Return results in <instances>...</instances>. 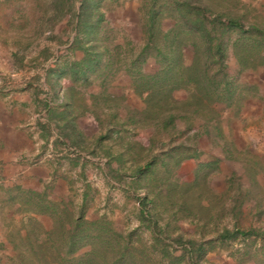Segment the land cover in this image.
I'll return each instance as SVG.
<instances>
[{
	"label": "rangeland",
	"instance_id": "rangeland-1",
	"mask_svg": "<svg viewBox=\"0 0 264 264\" xmlns=\"http://www.w3.org/2000/svg\"><path fill=\"white\" fill-rule=\"evenodd\" d=\"M53 1L0 0V101L4 103L1 106L9 111L16 106L12 105L15 97L27 99L29 83H31L32 89L42 94L48 70L55 67L60 71L63 70L66 76L62 78V81L67 79L74 86L75 105L80 106L79 110L87 107V104L90 105L94 118L85 114L84 116L79 115L78 120L85 131L89 133L88 136L91 137L86 142H78L77 145L71 143L58 145L61 150L57 154L53 148V140L45 142L37 129H30L31 139L39 148V159L34 160L36 162L40 160L43 163L53 161L54 158L59 157L60 153L66 151L67 154L73 149L75 154L69 155L70 158L64 160L66 166L75 172L74 176H69V178L73 176L72 183L76 188L70 194H73L75 201L80 203L85 191L87 219L104 216L120 230L137 228L140 225L138 198L144 196L145 192L149 190L150 180L154 176L147 175V177L143 176L133 180L131 173L136 165L143 164L152 155L163 152L170 144L168 143L169 138H162L159 143L155 141V143L157 142L155 146L158 147H154L151 151H142L137 146L127 150L128 145L132 143H139L145 148L149 147L151 141L158 138L154 128L145 127L137 122L139 114L134 115L128 108L124 111L121 108L120 112L109 111L108 103L112 100L104 99L101 94L91 98L89 103L88 91L100 89L98 81L103 72H126L128 67H126L125 61L136 58L139 46L144 43L140 9L144 3L146 7H149L151 3L149 0H94L91 4L93 3L96 8L95 19L100 15L102 18L93 36L86 38L74 30L73 22H68L66 19H51L50 13H53V9L50 4ZM240 2L246 4V8L249 9V21L264 25V0H240ZM247 4L251 6L249 7ZM73 5L78 8L79 1H74ZM232 37L233 35L230 33L223 37V42L228 43L225 72L234 79V86H237V100L241 105L246 99L260 97L262 83H259V86L255 77L264 82V67L238 74L240 68L233 56V48L229 45V40ZM75 38L77 39L75 40ZM132 47L133 51L128 53ZM86 52L90 54L91 59L94 60L93 63L96 64L92 70H85L88 74L83 77L79 73L82 68L86 69L81 63L86 59ZM112 57L118 61L117 64L113 63ZM185 61L187 64L192 61L190 50L186 51ZM143 66L149 71H154L157 68L155 59L152 57H149ZM218 69L215 65L211 66V72H218L215 75L216 78L223 80L222 73ZM250 75L253 76L252 83L256 87L253 84L252 86L245 84V77ZM45 97L43 93L39 96L38 101L42 100L43 102ZM60 98V101L63 102V98ZM144 98L142 111L145 109ZM61 102L58 101V104ZM112 103V107L115 109L116 102L113 100ZM36 105L35 119L38 123V120L44 115V107L38 102ZM231 108L229 109L233 113L237 112L235 103ZM204 121V119L195 120V127L189 130L184 129V122L178 121L177 130L181 134L175 138L172 144L183 143L186 147L196 146L198 149L200 138L198 130H204L211 123L210 121L203 126H198L204 124ZM120 123H125V125ZM196 127L204 129H195ZM207 129L205 130L207 131ZM114 130L119 131L120 134L115 135ZM120 153L122 154L121 163L114 159ZM108 161H110L109 165L106 164ZM187 161L182 162L178 168H175L170 162L169 167L172 169V181L186 183L190 186L188 189H184L188 190L187 203L193 212L189 216L186 212L178 213L177 216L171 218V230L176 225L187 237H204L203 239L214 237L215 229L221 228L223 224L231 226L232 223H236L242 230L251 227L264 230V193L255 183L256 172L260 169L258 164L255 165L249 161L246 172L224 176L219 171L218 164L212 165L213 160L200 164L196 162V164L192 162L188 164ZM163 172L164 168L161 166V159H159L155 169L156 176L162 177ZM5 188L0 186V223L3 224L6 238L13 239L16 244H19L22 243L21 237L26 235V230L36 222L29 220V224H18L16 227L18 230H16L14 228L16 224L5 221L6 210L11 212L13 219L22 210H29V205H26L28 198L26 193L21 194L18 191V194H13ZM175 191L174 197L178 195L176 187ZM197 202L198 204L200 202L201 210L197 208ZM16 204L19 206L16 207ZM18 207L20 208L18 209ZM183 216H187V218L180 220ZM167 217L168 215H163L161 223L165 222ZM145 234L147 235V232ZM257 243L251 247H245L238 242H231L229 245L213 243L207 250L204 264H231L230 259L233 260V264L248 262L259 264L258 258L252 256L254 249L257 248ZM86 250L87 248L81 249L77 255L82 256ZM246 250L250 254L243 255ZM236 251L238 253H235ZM233 253H235V257L231 256ZM12 256H4V250H0V264L9 263V258ZM238 258L240 259L238 260ZM260 259H262L261 256Z\"/></svg>",
	"mask_w": 264,
	"mask_h": 264
},
{
	"label": "trees",
	"instance_id": "trees-1",
	"mask_svg": "<svg viewBox=\"0 0 264 264\" xmlns=\"http://www.w3.org/2000/svg\"><path fill=\"white\" fill-rule=\"evenodd\" d=\"M74 1L54 0L50 4L53 9V13L50 11L51 19L73 22L79 35L90 38L100 25L102 15L95 19L96 8L91 4L94 0H77L78 8L73 5ZM149 2V7L144 3L140 9L144 43L139 46L136 58L127 59L125 64L135 92L146 94L145 109L139 113L137 122L154 128L158 138L147 148L132 143L127 150L137 146L142 151H151L165 137L169 138L170 144L160 154L136 165L131 173L133 180L154 176L149 190L138 198L140 225L120 230L104 216L87 219L85 191L81 202L77 203L73 194L54 200L47 198L44 191L34 190L28 193L26 205L35 213L47 215L51 227L44 229L34 224L28 228L26 235L21 237L22 243H15V254L7 264H204L211 244L229 245L231 242L245 247L258 242L252 256L258 258L259 264H264V230L261 228L242 230L236 223L231 226L223 224L215 229L211 239L187 237L176 225L171 230V218L182 212L189 216L193 210L189 208L186 197L190 186L172 181V169L169 167L170 162L178 168L182 162L199 157L196 146L172 144L181 134L177 130L178 121L184 122V129L189 130L195 127L194 121L198 119L205 120L199 126L217 122L221 113L228 111L234 103L236 109H240L237 86L225 72L228 43L223 42L224 35H233L229 45L240 68L238 74L255 71L264 67V25L248 20L249 9L240 0ZM188 50L192 52L190 64L185 61ZM132 51L133 47L128 53ZM149 57L155 59L157 68L154 71L144 69ZM112 61L118 63L115 57ZM93 62L86 52V59L81 62L86 69L82 68L79 74L85 75V70H92L96 64ZM213 65L219 68L223 80L216 78L218 72H211ZM179 89L187 91L186 100H175L173 94ZM114 159L121 163L122 154ZM159 159L164 168L162 177L155 173ZM215 163L217 161L212 165ZM106 164L109 165L110 161ZM175 187L178 189L176 197ZM197 208L202 209L200 202ZM163 215L168 217L161 223ZM83 248H87L86 252L82 256L77 255ZM235 253L231 256L235 257ZM248 254L246 250L243 255Z\"/></svg>",
	"mask_w": 264,
	"mask_h": 264
},
{
	"label": "crops",
	"instance_id": "crops-1",
	"mask_svg": "<svg viewBox=\"0 0 264 264\" xmlns=\"http://www.w3.org/2000/svg\"><path fill=\"white\" fill-rule=\"evenodd\" d=\"M62 71L56 67L48 70L44 80L43 93L46 97L43 102L42 100L38 101L39 96L43 93L40 94L39 91L32 89L31 83L27 85L29 87L27 99L15 97L12 105L16 106L11 110L3 108L1 105L4 103L0 101V186L6 187L7 191L13 194H18L20 191L21 194L26 193L27 196L29 192L38 190L44 191L47 198L60 200L76 190L72 183L75 172L64 162L71 155L69 156L64 151V155L54 158L53 161L43 163L38 160L36 162L34 159H39V148L35 146L30 136V129H37L45 142H48L47 140L54 141L53 148L57 154L61 150L59 148L61 144L77 145L78 142H86L91 137L88 136L89 133L85 131L78 120L79 115L84 116L85 114L94 118L90 105L87 104V107L79 110L80 106L75 105L74 102L76 94L74 86L67 79L62 81V78L66 76ZM87 74L86 72L83 77ZM251 78H253L251 75L245 77L246 85H254L252 83L254 78ZM255 80L259 86V83H262L260 97L244 100L236 113H233L232 108L224 111L218 117L217 122L212 121L207 126L208 129L205 128L207 131L203 127L195 128L204 129L198 130L200 155L198 159L188 160L187 163L200 164L212 160L217 161L221 174L230 176L246 172L249 161L253 162L260 166L256 172L255 183L264 193V82L258 77L257 79L255 77ZM98 82L99 90L88 91L89 103L91 98L101 94L104 99L116 102L115 109L112 107V102L108 103L109 111L120 112L121 108L123 111L128 108L134 115L142 112L145 94L141 95L135 92L127 71L103 72ZM173 95L176 100L184 101L187 98V91L179 89ZM60 97L63 98V102L60 101ZM57 100L61 103L58 104ZM36 102L44 107V115L38 120V123L35 119ZM120 124L125 125V123ZM116 134L119 135V131H115ZM71 175L73 176L69 178ZM17 206L19 205L16 204ZM29 220L36 222L44 229L51 227L49 217L44 214L22 210L13 219L9 210L5 212V221L16 224L14 227L16 230H18L16 228L18 224H29ZM2 225L0 223V250H4V256H12L15 252L14 244L16 242L6 238ZM8 237L10 236L8 235ZM229 261L233 264L232 259Z\"/></svg>",
	"mask_w": 264,
	"mask_h": 264
},
{
	"label": "built area",
	"instance_id": "built-area-1",
	"mask_svg": "<svg viewBox=\"0 0 264 264\" xmlns=\"http://www.w3.org/2000/svg\"><path fill=\"white\" fill-rule=\"evenodd\" d=\"M52 149H53V148H52ZM73 153L75 154V151H74L73 149H71V150H70V152H69V153H67V154H69V155H71V156H72V155H73ZM76 154H77V153H76ZM56 155H57V154H56ZM56 155H55V156H56ZM61 155H64V152L59 154V156H61ZM52 156H53V155H52ZM55 156H54V157H55Z\"/></svg>",
	"mask_w": 264,
	"mask_h": 264
}]
</instances>
